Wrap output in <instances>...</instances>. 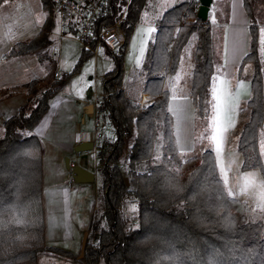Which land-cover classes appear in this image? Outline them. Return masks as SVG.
Masks as SVG:
<instances>
[{"label": "trees", "instance_id": "obj_1", "mask_svg": "<svg viewBox=\"0 0 264 264\" xmlns=\"http://www.w3.org/2000/svg\"><path fill=\"white\" fill-rule=\"evenodd\" d=\"M41 2L48 15L44 28L17 42L7 57L38 52L49 44L46 27L51 26L55 0ZM186 3L175 0L157 15L139 70L143 81L130 88H123L124 53L135 24L144 14H156L157 1L107 0V14L94 20L95 37L120 20L125 41L118 50L106 49L112 64L102 81L106 94L97 99V115L109 119L115 135L97 139L101 202L89 223L82 264H264V220L253 217L248 201L227 192L214 151L204 149L181 159L177 148L166 80L176 73L185 46L195 37L190 95L196 112L205 114L211 108L215 58L212 28L207 20L198 18L199 4L184 10ZM244 4L251 39L243 65L253 63L254 72L246 103L249 116L237 148L243 169L264 173L259 147L264 123L260 27L250 1L244 0ZM182 14L184 24H180ZM75 31L72 25L69 32ZM95 46L96 38L92 48ZM92 54L91 49L83 48L72 72L57 76L53 61L45 79L33 78L3 90L6 95L23 91L27 101L3 122L0 136V264H38L39 254L46 251L72 255L47 243L44 148L35 127L58 89ZM40 61H44L42 57ZM143 95L149 100L141 102ZM131 134L132 152L122 165L125 137Z\"/></svg>", "mask_w": 264, "mask_h": 264}, {"label": "crops", "instance_id": "obj_2", "mask_svg": "<svg viewBox=\"0 0 264 264\" xmlns=\"http://www.w3.org/2000/svg\"><path fill=\"white\" fill-rule=\"evenodd\" d=\"M156 1L158 3V10L156 11V14L150 13L148 16L145 14L143 15V18L135 24L133 33L126 47L123 61V88L140 85L143 81V78L139 75V70L141 68L149 40L155 32L156 17L162 12V9L174 3L175 0ZM223 1H227V16L225 19H221L219 17V5H221ZM185 21L186 20L181 17L180 24H184ZM57 22L59 29H61L59 17ZM207 23L212 28V34H215L214 32L216 29L222 28L221 37L219 38L218 35L215 34V40L218 43L219 52L221 53L220 56L222 59L220 60V65L223 69L216 77L215 82L217 87L216 89L219 91V94L222 95L219 109L220 112L222 111L221 113L224 117L221 118L220 124L223 126L222 129H224V133H227V122H235L238 120L239 105L241 102L248 100L251 92V79L243 76L242 73L245 65L247 64L245 63L243 65V60L250 50L251 39L250 18L245 8L244 0H212L208 12ZM7 24H11L10 20L5 17H1L0 90L12 85L23 84L33 78L45 79L46 71L53 61L56 65L57 76H60L65 72H70L62 69L60 59H58L59 51L55 53L56 59L52 56L50 61L44 62H41L39 58L41 50L31 53H17L7 57V53L12 48H16L17 42L28 40L38 33L25 35L23 37L19 36L20 38L11 40V37L8 34L9 28L5 26ZM64 34L65 33H62V38L68 37V35ZM70 37L72 36H69L68 38ZM73 38L75 39L74 36ZM191 39H195V37ZM50 43L51 40L48 45H50ZM83 48L84 47L82 46V49ZM100 56L101 52L99 48L96 54L89 56L81 64L79 70L73 73L64 82V84L58 89L57 93L51 98L48 111L35 127V132L40 137L44 148V204L47 242H53L56 240L57 228L54 225V220L56 217H59L60 214L66 215V211L69 209L72 199L69 192L71 187L62 184L60 180H57V173H65L66 171H69V173L66 172V174L68 173L66 176L69 177L71 175V168L75 164H80L84 168L94 172L95 181H97L99 167L97 160V139L104 135L110 137L115 135V131L114 135H110L108 133L114 128L109 119L106 116H99L98 118L97 115V99L106 94L102 87V81L105 73L108 69H110V67H103L98 74L95 73V84L93 89L88 85L87 81L83 82V80H80L84 72L85 63L90 58L96 59L97 62L100 60ZM181 62L183 63V52L180 58L179 66ZM175 74L166 80L165 85L171 92L168 100V110L173 119V129L177 148L180 155L189 152L200 153L201 151H196L195 148V119L197 112L193 99L190 95V87L185 84V93H174L173 91L176 88H179L176 84V80L173 79ZM235 91V94L238 95V99L236 101L233 100L234 95H232ZM148 100V95H143L141 102ZM26 101L27 96L23 91H19L11 95L1 96L0 126L3 125V122L7 118L16 114ZM89 104L94 105L93 112L88 111L87 106ZM133 136L134 135L131 134L125 137L124 153L120 159L122 165L126 164L131 155V153H129L128 146H131V148L133 147ZM83 140L92 141L94 143V147L90 150L78 153L76 151V147ZM215 143L216 145L218 144L222 150L227 147V142L223 134H220L215 138ZM213 151L216 157V151L214 149ZM91 156H95L96 162L94 165L88 162V158ZM66 157L70 159V169L65 166L64 161ZM47 177L49 179L48 189H46ZM96 207L97 195L92 198V202L88 208L89 220L85 225L82 236H84V233L88 231L89 223Z\"/></svg>", "mask_w": 264, "mask_h": 264}, {"label": "rangeland", "instance_id": "obj_3", "mask_svg": "<svg viewBox=\"0 0 264 264\" xmlns=\"http://www.w3.org/2000/svg\"><path fill=\"white\" fill-rule=\"evenodd\" d=\"M252 6L253 16L255 21L260 26V47H259V60L261 63V72L264 82V0H249ZM168 2V1H167ZM0 19L5 17L10 20V25H5L9 28L8 34L10 39L14 40L25 35H33L43 29L48 18L47 12L42 7L41 0H6L0 4ZM50 28L46 27L50 45L43 48L41 57L44 61H50L52 56L55 57V53L59 51V58L61 67L64 71H73L77 61L80 58L82 45L73 38L72 33H65L64 35L72 36L70 38H62V31L58 25V15L54 10V15ZM227 16V1H223L219 5V17L225 19ZM4 26V27H5ZM222 28L216 29L214 32L218 37H221ZM215 34H213L214 43V67L210 88V103L211 108L205 114L196 113L195 119V148L196 151H202L204 149H214L216 151V158L218 163V170L221 177L226 183L227 192L230 195L246 199L252 207V215L254 218H260L264 220V173L261 169H243L242 162L243 157L237 148V141L243 127L249 116V109L247 107V101L241 102L239 105V113L237 121H228V131L224 133L223 126L220 124L221 118L224 115L220 112L221 94L216 89V77L219 75L223 67L220 65L222 59L219 52V46L215 40ZM20 36V37H19ZM68 38V39H67ZM196 39H191L183 50V63H180L177 73L174 75L176 84L179 88H176L173 92L185 93V84L191 85L192 69L194 68V51L196 48ZM59 48V49H58ZM221 51V50H220ZM100 60L96 62V59L90 58L84 67L83 75L80 80L88 83L93 89L95 84V73H99L103 67H111L112 61L104 46L100 47ZM51 57V58H49ZM9 57V56H8ZM40 57V58H41ZM42 61V62H44ZM254 72V64L248 62L243 70V76L251 79ZM79 78V77H78ZM78 80V79H77ZM4 90V89H3ZM0 90V97L6 95V92ZM190 90V89H189ZM234 95V101L238 99V95ZM237 96V97H236ZM237 107V106H236ZM114 128L108 133L114 135ZM3 127L0 126V136L3 135ZM220 134L225 136L227 147L222 150L221 147L216 145L215 138ZM134 137V136H133ZM134 144V143H133ZM259 147L261 157L264 164V123L259 130ZM129 153L132 148L128 146ZM199 153L189 152L181 154V159H187ZM67 158V157H66ZM65 158V166H66ZM88 162L92 165L95 164V156L88 158ZM67 168V166H66ZM69 173V171H66ZM58 172L57 180H60L62 184L71 187L69 191L71 194V203L69 209L66 211V215L60 214L54 220V225L57 230L56 240L47 243L51 246H55L70 252L72 255H62L54 252H42L39 254L38 264H82L83 257L80 256L82 248V232L85 229V225L89 220V206L92 202V198L97 195V205L100 204V192L98 189L97 181L91 183H77L67 174ZM49 179L46 178V189L49 188ZM85 184V185H84ZM129 211L131 205L128 204ZM99 264H106L104 261H100Z\"/></svg>", "mask_w": 264, "mask_h": 264}, {"label": "built area", "instance_id": "obj_4", "mask_svg": "<svg viewBox=\"0 0 264 264\" xmlns=\"http://www.w3.org/2000/svg\"><path fill=\"white\" fill-rule=\"evenodd\" d=\"M192 3L200 5V0H188L184 10ZM106 7L107 0H55L61 31L70 33L71 26L75 25L76 31L72 33L73 36L85 49H91L93 54H96L101 46L110 51L118 50L125 41L124 31L119 25L120 20L104 27L95 37L94 20L107 14ZM181 17L183 19V14ZM95 38L96 46L92 48Z\"/></svg>", "mask_w": 264, "mask_h": 264}, {"label": "water", "instance_id": "obj_5", "mask_svg": "<svg viewBox=\"0 0 264 264\" xmlns=\"http://www.w3.org/2000/svg\"><path fill=\"white\" fill-rule=\"evenodd\" d=\"M211 2H212V0H200V5H199V9H198V18L201 19L202 21H206L207 20ZM87 109H88L89 112H93L94 105L93 104H89L87 106ZM93 147H94V143L92 141L83 140L76 147V151L78 153H80V152H83V151L90 150ZM66 166H67L68 169L71 168L70 159L68 157L66 158ZM71 173H72L73 180L75 182H77V183H89V182H94L95 181V173L90 171V170H88V169H86V168H84L80 164H75L71 168ZM126 180H127V178H126ZM87 238H88V231H86L84 233V236H83V239H82V248H81V254H80V256H82V257L84 256V250H85Z\"/></svg>", "mask_w": 264, "mask_h": 264}]
</instances>
